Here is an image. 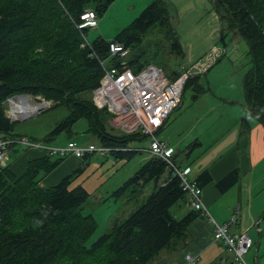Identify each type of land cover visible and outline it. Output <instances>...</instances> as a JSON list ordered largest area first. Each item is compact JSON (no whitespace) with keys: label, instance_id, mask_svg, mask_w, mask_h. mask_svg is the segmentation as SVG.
I'll list each match as a JSON object with an SVG mask.
<instances>
[{"label":"trees","instance_id":"trees-1","mask_svg":"<svg viewBox=\"0 0 264 264\" xmlns=\"http://www.w3.org/2000/svg\"><path fill=\"white\" fill-rule=\"evenodd\" d=\"M112 1L0 0V134L4 139L23 137L15 132L17 120L7 116L6 101L27 93L69 109L46 139L71 133L72 125L85 119L87 132L99 138L100 145L111 147L110 155L129 159L138 151L129 148L128 141L146 135L139 131L121 136L108 133L104 126L109 113L106 107L98 108L92 99L77 96L100 84L104 72L100 62L109 55V41L130 46L136 39L120 32L109 40L99 36L85 41L86 28L78 24L80 14L89 9L87 3L97 2L100 13ZM211 1L227 28L238 29L247 41L251 66L242 76L245 109L264 128V0ZM169 14L166 1L154 0L130 27L145 30L157 22L167 24ZM172 46L175 53L184 55L178 39ZM128 64L135 71L146 66L137 65L136 59L128 60ZM182 72H176L172 79ZM203 74L189 77L184 89L195 85V89L203 90L198 84ZM50 157L30 160L19 177L7 165L0 167V264H149L159 251L173 248L186 238L187 226L197 214L190 209L176 218L171 213V207L186 198L180 178L165 161L150 156L113 194L117 197L127 185L142 186L149 181L154 182V190L124 220L115 221L109 232L86 245L95 229L92 214L81 213L89 193L80 184L70 188L73 177L83 168L42 188L39 173L50 172L63 158ZM172 159L176 164L174 155ZM237 173L236 169L230 171L216 183L217 188L228 189L236 182ZM210 179L204 170L195 182L202 186Z\"/></svg>","mask_w":264,"mask_h":264},{"label":"rangeland","instance_id":"rangeland-1","mask_svg":"<svg viewBox=\"0 0 264 264\" xmlns=\"http://www.w3.org/2000/svg\"><path fill=\"white\" fill-rule=\"evenodd\" d=\"M152 1L154 0H113L100 13L96 10L98 3L89 2L87 8L96 13V26L87 27L84 34L89 42L99 36L109 40L120 32L135 35L136 39L129 44L130 52L126 59H136L137 65L154 64L168 79H172L176 72L190 69L197 59L196 64L204 62L208 65L198 81L204 89L199 91L194 88L195 85L187 86L183 90L180 105L172 110L164 127L156 132L158 138L175 147L172 148L176 164L182 167L191 164L195 170V158L204 153L208 146L213 145L214 150L223 149L224 142L227 144L230 138L239 134L238 128L232 125L237 118L244 122V132L248 133V137L252 138L255 127L260 129L259 141L264 146L263 126L245 110L242 76L251 66V60L247 41L239 30L227 28L211 0H163L169 6L167 24L157 22L145 30L130 27L131 22ZM176 39L181 44L184 55L175 53L172 45ZM109 64L110 60L106 59L105 65ZM194 75L201 73L191 72V76ZM15 96L9 99L17 101ZM77 96L91 99L93 92L82 91ZM9 99L6 101V113L11 117ZM43 99L40 95H31L27 103H38ZM46 101L47 107L31 112L32 115L24 120H17L15 132L28 141H38L41 146L64 144L67 140L64 132L47 142L43 141L53 126L69 113L67 107L56 101ZM106 109L108 110L107 107ZM107 114L104 126L108 133L117 136L138 133L133 120L127 119L124 124L118 121L113 112L109 111ZM71 129L79 144H101L99 138L87 132L85 119L75 122ZM178 136L180 141L176 139ZM199 139L202 142L200 146L197 145ZM148 140V136L131 139L128 147L136 150L146 148ZM21 147L27 148L17 142L8 147V162L19 156ZM184 150L188 152V157L183 153ZM149 157L145 150L135 152L129 159L93 152L81 164L83 170L73 177L70 188L80 184L89 193V197L81 205V213L92 214L95 229L86 245L109 232L115 221L124 220L154 190V182L149 181L142 186L129 184L117 197L113 194ZM193 172L188 174L190 179L194 176ZM249 251L245 255L246 260H252L254 255L252 247Z\"/></svg>","mask_w":264,"mask_h":264},{"label":"crops","instance_id":"crops-1","mask_svg":"<svg viewBox=\"0 0 264 264\" xmlns=\"http://www.w3.org/2000/svg\"><path fill=\"white\" fill-rule=\"evenodd\" d=\"M86 41L88 42L87 39ZM197 60H195V64L189 66L190 69H195V65L198 63ZM204 65L206 68L208 67L206 63ZM12 102H15V100L9 103V112L12 111L11 113L16 116L18 113L14 112ZM241 115L240 112L239 116ZM167 119L159 130L164 127ZM232 125L238 128L239 134L230 138L227 144L224 142L223 149L214 150L213 145L208 146L204 153L195 158V170L194 167H191V164L183 165V167L189 166L187 178L191 181H195L198 174L204 170L210 175V181L201 186L202 201L208 214L191 209L197 215L188 224L184 241H177L173 248L162 249L149 264H233V251L228 249L222 241L212 239L215 224L210 220V217L216 223H223L232 215L235 209L238 210L237 221L229 226L228 232H244L253 241L254 255L252 260L245 259L247 264H264V146L259 141L260 129L258 127H255L251 138L248 137L247 132H244V122H240L239 118L232 122ZM64 133L67 134L65 143L53 145L54 147L63 146L70 140L76 141L73 132ZM50 139H46L44 136L43 141L47 142ZM176 139L180 141L179 136ZM200 140L197 143L199 146L202 143ZM164 142L173 147L168 141ZM173 148L175 149V147ZM8 151L5 155L6 165L16 177L24 173L30 160L46 156L43 149L31 147L22 149L21 147V151L18 152L19 156L8 162L10 157ZM183 153L188 157L186 150ZM55 158L56 156H51L49 159L54 160ZM84 158H78L70 154L66 155L50 172L39 173L40 186L46 188L56 184L76 168L82 166ZM233 169L238 171L236 182L225 191H220L216 183ZM191 171H194L192 179L188 177ZM185 204L186 198L181 199L180 202L178 201L171 207V213H174L173 215L176 218H181L191 211ZM187 256H191L193 259L189 260Z\"/></svg>","mask_w":264,"mask_h":264},{"label":"built area","instance_id":"built-area-1","mask_svg":"<svg viewBox=\"0 0 264 264\" xmlns=\"http://www.w3.org/2000/svg\"><path fill=\"white\" fill-rule=\"evenodd\" d=\"M95 17L96 13L93 9H86L80 14L78 27L96 26ZM108 49L109 55L100 62L104 72L100 84L92 91L93 103L98 108L107 107L115 114L120 123L126 124L127 119L133 120L137 130L149 138L148 146L137 150L139 152L145 150L150 156L165 161L172 168L173 174L180 178L182 190L186 196V205L208 214L202 201V187L187 178L189 166L180 167L175 164L172 159L174 149L156 135L172 110L180 105L184 86L191 76V72L192 74L204 73L206 69L204 62L196 64L195 69H185L174 79H168L152 64L145 66L140 71L132 69L126 59L130 52L129 46L111 40L108 43ZM106 59L110 60L109 66L105 65ZM16 142L27 147L43 149L46 155L56 157H65L70 154L83 158L93 152L106 156L112 151L111 147L93 143L82 145L74 140L68 141L63 146H41L38 141H28L26 137L9 140L4 139L0 134V167L6 166L5 155L8 147ZM237 217V209L223 223H216L210 217V220L215 224L212 239L222 241L228 249L233 251V264H247L245 254L252 247L253 241L244 232H228L229 226L236 223ZM187 259L192 260L193 258L187 256Z\"/></svg>","mask_w":264,"mask_h":264},{"label":"water","instance_id":"water-1","mask_svg":"<svg viewBox=\"0 0 264 264\" xmlns=\"http://www.w3.org/2000/svg\"><path fill=\"white\" fill-rule=\"evenodd\" d=\"M152 66H155V65L152 64ZM29 96H31V95H29V94H17L15 97H16L17 99L21 98L22 100L25 101V98H26V97H29ZM8 101H9V100H8ZM43 101H46V100L43 99ZM43 101L36 103L37 106H36L35 109H30V110L24 111V110L18 108V114H17L16 116L12 114L11 117H9L10 120H11V121H15V120H24V119L30 117V116L32 115L31 112H34V111H36L37 109H42V108L47 107V106L43 103Z\"/></svg>","mask_w":264,"mask_h":264},{"label":"bare ground","instance_id":"bare-ground-1","mask_svg":"<svg viewBox=\"0 0 264 264\" xmlns=\"http://www.w3.org/2000/svg\"><path fill=\"white\" fill-rule=\"evenodd\" d=\"M15 99H9V102L11 103V101H14ZM19 101H15V102H12V107H14L16 113H18V108L19 109H22L24 111H27L28 109H35L36 108V103L32 102V103H27V101L29 100V97H26L25 98V101L22 100L21 98L17 99ZM43 103L46 105V101H43ZM12 112V111H11ZM186 205V204H185ZM187 206V205H186ZM188 208L192 209V210H195L193 207L191 206H187ZM249 251V249H248ZM247 251V252H248ZM246 252V253H247ZM246 255V254H245Z\"/></svg>","mask_w":264,"mask_h":264}]
</instances>
